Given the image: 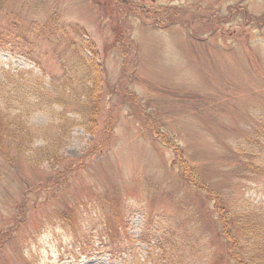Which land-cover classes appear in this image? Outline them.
<instances>
[{
	"label": "rangeland",
	"instance_id": "374dc122",
	"mask_svg": "<svg viewBox=\"0 0 264 264\" xmlns=\"http://www.w3.org/2000/svg\"><path fill=\"white\" fill-rule=\"evenodd\" d=\"M116 1L107 12L95 0H0V23L15 10L52 14L61 26L51 45L33 46L29 57L0 47V69L59 75L61 58L71 67L79 46L97 56L104 76L96 129L76 128L63 149L75 159L93 152L66 170L22 161L0 180V219L18 220L13 208L21 210L0 264L166 263L158 239L173 225L180 233L179 224L208 232L195 256L208 263L206 245L220 241L204 195L186 193L173 162L178 149L229 201L245 193L264 205V174L256 169H264V0ZM100 202L113 229L105 232H119L114 213L121 212L127 230L101 242L94 235L101 250L83 254L74 236L95 222L107 225Z\"/></svg>",
	"mask_w": 264,
	"mask_h": 264
},
{
	"label": "trees",
	"instance_id": "16d2710c",
	"mask_svg": "<svg viewBox=\"0 0 264 264\" xmlns=\"http://www.w3.org/2000/svg\"><path fill=\"white\" fill-rule=\"evenodd\" d=\"M109 1L95 0L107 12L113 6ZM115 2L117 3L116 0ZM3 17L6 21L0 23V47L7 50L22 49L26 56L33 46H38L41 42L51 45L52 37L61 29L52 14L46 18L33 13L22 16L20 11L10 10ZM262 24L264 25V18L260 22ZM81 37L82 35L76 34L75 38ZM64 38L65 35H60L58 39L62 41ZM68 42L73 44L71 37ZM80 43L83 45L86 40L82 39ZM78 47L71 51V67H67L61 58L59 75L44 68L39 72L34 69H0V180L5 178L8 171L15 170L22 161L38 167L46 165L44 169L55 170L63 166L61 169L66 170L86 153L93 152L88 149L79 159L67 157L63 152L76 128L94 132L104 94L103 67L100 60L95 55L87 58L86 52L82 50L80 53ZM57 53L60 55L59 51ZM29 59L39 63L33 56ZM38 114L48 116L49 120L46 123L36 122L34 118ZM178 152V159L175 156L173 162H178L186 193L197 192L204 195L201 196L208 203V213L214 219L213 228L220 242L216 247L206 245V255L210 256L206 263L195 256L200 252L199 247L205 245L208 232L201 233L191 229V225L179 224L182 229L177 233L173 225L162 231L157 243V246L162 245V256L159 255V258H166V263L156 261L154 264H264V205L250 199L245 193L235 195L229 201L223 195L224 192H217L209 181L202 178L200 171L184 158L183 155L186 154L182 150L178 149ZM252 166L260 165L253 163ZM256 169L264 174V169ZM251 171L254 172L250 168L248 173ZM180 201L177 200L178 203ZM100 204L102 207L97 214L99 218H106L107 225L95 227V222L83 235L81 231L76 232L77 237L74 236L83 254L88 255L93 250L100 251L101 244H97L100 239L113 238L127 230L128 219L121 212L114 213L120 218L117 222L121 227L119 232L116 235L105 232L106 228L113 229L103 211L105 202ZM19 206L17 204L13 208L18 210V220L0 219V246L4 244L5 238L8 241L11 239L12 232H15L21 222ZM108 211L106 213L112 216ZM177 211L182 215V210ZM63 213V218L71 217L70 214ZM158 220H166V217L158 215ZM93 227L95 233L92 234ZM94 235L98 241L93 240ZM161 240L166 242L162 243ZM167 251L173 255L170 256Z\"/></svg>",
	"mask_w": 264,
	"mask_h": 264
}]
</instances>
